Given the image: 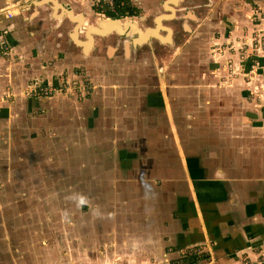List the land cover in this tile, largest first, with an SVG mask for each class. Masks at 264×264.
<instances>
[{"label": "crops", "instance_id": "0c3cea01", "mask_svg": "<svg viewBox=\"0 0 264 264\" xmlns=\"http://www.w3.org/2000/svg\"><path fill=\"white\" fill-rule=\"evenodd\" d=\"M24 1L0 0V139L6 149L0 152V169L6 173L15 161L31 157L29 164L16 168L34 181L27 185L23 179L16 181L14 175L6 179L13 180H0V194L4 184L14 185L13 192L0 198V264H240L239 253L264 250V107L256 103V93L264 89L261 72L245 85L219 90L200 87V79L209 80L210 76L197 72L191 88V148L187 143L183 149L176 139L175 150L147 152L156 161L147 169L136 167L134 154L126 157L128 154L122 153L117 159L109 150L96 152L94 136L89 137L90 142L81 141L87 149L76 158L83 162L87 158L92 166L78 168L74 183L77 192L89 193L86 196L102 212L94 210L84 218L91 222L90 227L82 226L78 236L59 242L57 251L50 249L60 233L39 226L48 218L45 214L52 221L45 198H65L66 202L72 167L48 168L49 142L39 140V133L34 136L45 125L31 115L39 100L15 96L36 84L43 88L50 85L52 66L59 70L69 67L77 73L78 57L84 54L71 39V21L75 20L53 8L69 3L73 10L82 9L90 17L96 0H35L19 7V12L15 6ZM210 1L214 6L220 2ZM9 12L13 13L10 19L5 17ZM80 14L76 13L77 18ZM257 25L263 26L261 22ZM76 37L84 40L80 32ZM69 56L75 59L72 66L64 64ZM160 89L165 99L163 82ZM10 92L12 97L7 98ZM138 94L146 97L142 89ZM41 103L48 105L44 99ZM134 105L140 123L148 126L156 122L153 105ZM11 115L17 125L27 115V132L35 146L27 143L26 137L16 138V126L7 127ZM105 143L98 145L105 147ZM151 173L157 174L156 178H151ZM84 181L90 190H84ZM71 244L77 247L73 259L68 255ZM87 249L93 255L90 262ZM194 249L200 251L201 258H180Z\"/></svg>", "mask_w": 264, "mask_h": 264}, {"label": "rangeland", "instance_id": "374dc122", "mask_svg": "<svg viewBox=\"0 0 264 264\" xmlns=\"http://www.w3.org/2000/svg\"><path fill=\"white\" fill-rule=\"evenodd\" d=\"M206 2L207 0H205V3ZM189 5H191V2H189ZM185 7L188 6L186 5ZM206 10L201 8L191 10L193 13H200L199 16L203 21L207 19L209 15L210 17L213 16V20H215L212 23V28L204 38L202 37L201 41L205 45L202 51L204 53L203 60L207 62H204L205 66L198 70L201 73H207V75L203 77H210L209 80L200 79V87L203 86L204 90L208 87L219 90L221 88H230L237 83L245 85L253 81L252 78L254 77H251V74H249V71H252L253 68L256 69L258 67L260 69L259 72L264 73V62L261 63L259 61L261 57L264 58V0L258 1V3L255 0H220L210 11ZM232 13L235 15H231ZM236 15L237 17L232 19L233 16ZM94 17L95 15L93 13L90 17L87 16L88 20L85 26L93 23ZM231 20L233 21L232 25H230ZM195 21L196 20H191L190 25ZM185 22L187 23L188 19H185ZM258 22H261L263 26L257 25ZM205 27L209 28V23H207ZM221 28L226 31L221 30ZM209 38H213L212 43H210ZM220 40L222 43L219 42ZM233 42H236V44ZM257 42L260 43L259 46L255 48V45H258ZM224 54L226 55L225 58L223 57ZM197 56H192L191 69H194L193 67L196 66L192 64V61H194ZM86 57L87 55H85L83 59H86ZM235 57L236 59H234ZM211 59L213 62L210 64ZM72 60L75 59H67L64 64ZM167 65L168 64L163 63L158 66L161 74H163V70L166 69ZM52 67L54 69L50 76V85H46L47 87L43 88L36 84V88L18 92L15 97L18 96L20 98L39 100L36 103L37 107L32 110L31 115L40 118L43 122L42 124L45 125V128L36 131L34 136L37 137V133H39V140L49 142L50 151L47 153L48 168L52 171H57L58 168H62L66 165H68L69 168L72 167L70 169L73 174L72 181L68 183V189L65 192L67 195L66 198L68 199L63 203L65 198L59 199L54 196L46 197L47 209L52 210V221L49 222L48 218L50 217L45 214L44 217L46 216L48 218L39 225L41 230H46V228L50 226L60 233L58 239L51 241L50 244V249L53 251V247H55L57 251L59 242L65 241L70 237L73 239L74 236H78L82 226H91V222L85 220V217L91 216L94 210H96V213L99 211L102 212L101 209H98L97 206L92 204L91 198L86 196L90 195L89 193L79 194L77 192V186L74 183V175L76 171L79 170L78 168L85 170L87 166H92L89 159L87 160L86 158L87 162H83L82 159L76 158L87 149V144L83 146L80 145L81 141H89V137L94 136L93 140L94 145L96 144V152L104 154L109 150L113 156L116 155L117 159L118 155L122 153L128 154L126 157L134 154L135 157L133 159L135 160L136 167L140 168L139 170L147 169V166H151L156 162L147 152L159 151L162 146L165 151L175 150V148L171 146L172 144L175 145L174 142H171V145L164 143V135L169 132L168 129L172 126L171 117L176 104L174 102H169L168 105V102H166L165 118L163 120L157 118L156 122H151L147 126L144 123H140V115L135 111V105L130 101V99H137V102L141 105L148 103L146 97L139 96L136 88H129V92L124 95L123 92L118 90V83L114 77L109 83H103L104 88H98L97 85L100 84L95 83L92 75H86V70L83 67L84 71L82 69H77V73L71 71L69 67H62V70L56 69L54 66ZM242 69L244 71L241 75L236 76L231 73L232 71L239 72ZM54 73L56 75H54ZM117 73L118 72H116V74ZM196 74L195 71L191 70V76H188L189 73L187 72L183 85L188 86L191 84V88H193L192 84L195 82H193V80ZM196 83L198 84V82ZM121 84L125 83L123 82ZM95 85L97 88H95ZM262 92H264V89L256 93L258 95L256 103L264 107V100L263 98L260 99ZM7 95V98L12 97L11 92ZM98 97H102V104H98L96 100ZM42 99H44L48 105L43 106L41 103ZM206 100L207 99H204L205 102ZM181 105L184 107L183 116L187 118V123L184 122L182 125L187 132H191V94H189L187 98L185 97L181 100ZM206 107H209V104H206ZM15 114L16 112L13 111L12 115ZM12 115L10 116L11 120L8 121H11V123H9L7 127L14 128L16 126L17 130H19V134L16 138L19 140V138L26 137L28 138L26 142L32 143V145L35 146L36 143L34 139L31 138L27 132V125L25 124L27 115L25 117L23 116L19 125L15 123L17 121L13 119ZM7 117L8 116H6V118ZM17 118L20 119L18 116ZM104 129H107L108 132L97 133L96 131H103ZM149 133L152 134V139L147 140ZM160 133L163 134V136ZM96 140L98 141L96 142ZM0 141V152L6 151L2 146V143H4L3 140L0 139ZM102 142H106L105 147L98 145ZM179 142L183 148V142ZM7 144H9V142ZM89 150H91V148H89ZM21 159L23 160L15 161L14 168L6 173L0 169L2 172H0V180L4 182L13 180L11 177H9V180L6 179L8 175H14L16 181L20 182L23 179V182L25 181L28 183L27 185H30V182L34 181L33 178L29 177L31 175L23 177V169H18L16 167L25 165L26 163L29 164L32 158L27 157L26 159L22 157ZM93 159L95 158L93 157ZM24 160L25 163H22ZM72 162L73 164H71ZM154 168H156V165L152 167L151 171ZM119 174L122 175L121 172H119ZM86 175L89 179L90 172ZM156 175L157 174L151 173V178H156ZM83 186L84 190L91 189L86 181L83 182ZM13 188L14 185L12 182L4 184L0 198L5 196L8 192H13ZM48 201H51L50 205H48ZM38 224L39 223H35V225ZM43 242V244H47L45 241ZM71 243L76 244L74 241ZM72 244L70 247L71 249L68 250L70 259H73L72 256H76L75 251L77 249V247ZM87 250L90 252V254H87V259H89L88 262H90L93 255L90 249ZM121 264L125 263L122 262Z\"/></svg>", "mask_w": 264, "mask_h": 264}, {"label": "flooded vegetation", "instance_id": "af4514ba", "mask_svg": "<svg viewBox=\"0 0 264 264\" xmlns=\"http://www.w3.org/2000/svg\"><path fill=\"white\" fill-rule=\"evenodd\" d=\"M166 1H168L166 6L168 9L164 8ZM173 1L176 0H129L131 8H134V14L127 12V16H119L118 18V20H122L124 32L122 34L111 33L107 36H95L86 59H83L85 55H80L76 67L83 71L85 69L86 75H92L95 83L100 84L97 85L98 88H104L103 83H109L114 77L118 83V90L124 95L129 92L131 87L137 90L142 89L150 106L153 105V108L156 109V120L157 118L161 120L165 118V103L168 102L169 105V102H174L176 106H174L175 110L171 117L172 126L168 129L169 132L164 135V143L171 145V142H175L177 139V141L186 142V144L183 143V149H185L187 143H189L188 147L191 148V132H187L182 125L184 122L187 123V118L183 116L184 107L181 105V100L191 94V84L185 86L183 82L187 72L189 73L188 76H191V70L199 73L198 69L205 66L204 62L207 61L203 60L204 53L202 52L205 45L201 41L215 21L213 20L214 17H210V15L203 21L199 16L200 13L194 12V14L191 10L201 8L210 11L214 5L210 0H207L206 3L205 0H177L178 4H173ZM99 2L100 0H96L92 7V13L95 15L94 25L103 19H117L108 16L107 10L102 9ZM186 5L188 7H185ZM59 9L62 10V14H68L69 18L75 20L71 21V32L76 28L81 33V29L87 24V14L82 9L74 8L73 10L69 3L62 4V8L57 9L58 12H61ZM78 12L82 14L79 18L76 16V13L79 14ZM172 13L174 15L171 17ZM189 13H191V18L187 16ZM161 15L169 17L167 20H162L160 24L168 29L166 31L158 28L156 24V19ZM231 15L235 14L232 13ZM236 17L237 15L233 16L232 19ZM185 19H188L189 23H186ZM191 20H196L195 25L194 23L190 25ZM207 23H209V28L205 27ZM186 26L189 27V30L185 28ZM133 30H140L143 33L144 42L141 46L135 45L134 42L139 37ZM148 32L157 33V37L162 38L163 41L169 38L171 42L164 44L152 36L148 38ZM212 39L209 38L210 43ZM233 43L236 44V42ZM195 44H200V47ZM192 56H197L192 61V64L196 65L193 67L194 69H191ZM223 57L225 58V54ZM69 59L72 58L69 56ZM200 61L203 63L200 64ZM212 62L211 59L210 64ZM163 63L168 65L161 74L158 66ZM71 65L72 62L70 61L67 66ZM116 72L118 73L116 74ZM123 82L125 84H121ZM161 82H163L164 92H166L165 99L161 95ZM97 87L95 85V88ZM102 97L97 98L98 104L101 103ZM130 101L134 104L137 99H130ZM161 135L163 136V134ZM171 146L176 147L173 144ZM163 148L162 146L161 149Z\"/></svg>", "mask_w": 264, "mask_h": 264}, {"label": "water", "instance_id": "95a60500", "mask_svg": "<svg viewBox=\"0 0 264 264\" xmlns=\"http://www.w3.org/2000/svg\"><path fill=\"white\" fill-rule=\"evenodd\" d=\"M41 1V0H40ZM51 2H52V0H50ZM33 3V2H35V0H26V1H24V2H21V4H19V5H16L15 6V9H19V7H22L23 5H26V4H29V3ZM167 4H168V1H166L165 3H164V8L165 9H168L166 6H167ZM173 4H178V2H177V0L176 1H173ZM34 6V4H32L31 5V7H33ZM62 7V6H61ZM53 10L55 11L56 9L55 8H53ZM19 11V10H18ZM20 12V11H19ZM68 15V14H67ZM160 17H162L163 19L162 20H167L168 18H167V16H165V15H161V16H159L158 18H160ZM161 20V21H162ZM122 20L120 19V20H118V19H115V20H113V19H103V20H101V21H98L97 22V24L96 25H94L93 23H90V24H88L87 26H83V28L81 29V33H83V35H82V37L84 38V40L82 39V40H79L78 39V41L80 42V43H83V45H81V44H77L76 42H75V40L73 39V35L76 33V36L78 35V33H79V30H77L76 28L75 29H73V32H72V35H71V39H72V41L74 42V44L76 45V46H78V48H81L82 49V52H83V54L84 55H87L88 54V52L90 51V48H91V46L93 45V39H94V37L95 36H107V35H109V34H111V33H117V34H122L123 32H124V27H122ZM128 24V23H127ZM156 24H157V27L158 28H160V27H162L160 24H158L157 22H156ZM129 26V25H128ZM161 30H168L167 28H165V27H162V28H160ZM134 31V30H133ZM169 32V31H168ZM134 33H136L137 35H138V39L137 40H135V45H138V46H141L142 45V43L144 42L143 41V39H142V37H143V33L142 32H140V30L139 31H134ZM150 36H152V37H154L155 39H157V40H161V42H163L164 44H166V43H170L171 42V40H169V38L168 39H166V41H163L162 40V38H159V37H157V33H153V32H148V38L150 37ZM147 38V37H146ZM86 44H88L89 45V47H86L87 45ZM84 47H86V52L83 50L84 49Z\"/></svg>", "mask_w": 264, "mask_h": 264}, {"label": "built area", "instance_id": "2783aa9c", "mask_svg": "<svg viewBox=\"0 0 264 264\" xmlns=\"http://www.w3.org/2000/svg\"><path fill=\"white\" fill-rule=\"evenodd\" d=\"M99 6L102 9H106L108 12H113V10H114L113 0H100ZM5 15H6L5 16L6 18L10 19V18H12L13 13L9 12V13H6ZM257 43H258V45H255V48H257V46H259L260 42H257ZM259 70L260 69L258 67L256 69L253 68L252 71L251 70L249 71V74H251V77H255L256 74L259 72ZM263 70H264V68H263ZM243 71L244 70L242 69L239 72L232 71L231 73L238 76V75H241L243 73ZM262 98L264 100V92H262L260 99H262ZM200 255L202 257V254L200 253V251L197 249H194V250H191V252L180 254V258L182 260H188V259L194 260L196 258H199ZM239 257H240V264H264V250H261V249H256L250 254L239 253Z\"/></svg>", "mask_w": 264, "mask_h": 264}, {"label": "trees", "instance_id": "16d2710c", "mask_svg": "<svg viewBox=\"0 0 264 264\" xmlns=\"http://www.w3.org/2000/svg\"><path fill=\"white\" fill-rule=\"evenodd\" d=\"M114 10L113 12H108L107 15L114 18H119V16H127L128 14H134V8H131L129 0H113Z\"/></svg>", "mask_w": 264, "mask_h": 264}, {"label": "bare ground", "instance_id": "6f19581e", "mask_svg": "<svg viewBox=\"0 0 264 264\" xmlns=\"http://www.w3.org/2000/svg\"><path fill=\"white\" fill-rule=\"evenodd\" d=\"M60 6V5H59ZM59 6L57 7H55V9H58L59 8ZM172 15H174V13H172L170 16L172 17ZM189 18H191L192 16H191V13H189L188 15H187ZM167 18H169V17H167ZM163 18L162 17H160V18H157L156 19V22L158 23V24H161V20H162ZM122 24V23H121ZM160 28H162V27H160ZM186 29H188L189 30V27L188 26H186L185 27ZM73 39L75 40V42L77 43V44H81V45H83V43H80L79 41H78V39H77V37H76V33L73 35ZM87 46L86 47H89V45L88 44H86ZM86 47H84V51L86 52L87 50H86ZM97 100V99H96ZM166 107L168 108V106L166 105Z\"/></svg>", "mask_w": 264, "mask_h": 264}]
</instances>
